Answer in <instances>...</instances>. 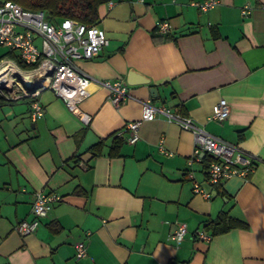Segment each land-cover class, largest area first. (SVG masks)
I'll list each match as a JSON object with an SVG mask.
<instances>
[{
	"label": "crops",
	"instance_id": "obj_1",
	"mask_svg": "<svg viewBox=\"0 0 264 264\" xmlns=\"http://www.w3.org/2000/svg\"><path fill=\"white\" fill-rule=\"evenodd\" d=\"M108 1L96 22L108 45L76 60L91 77L80 103L92 115L88 125L51 89L40 92L43 115L35 119L29 97L0 94V264H264V0H219L208 11L191 4L200 0ZM162 20L168 38L155 40ZM132 70L148 82L126 84L130 97L113 105L98 81L125 82ZM220 98L228 116L212 119ZM144 99L237 144L253 170L208 185L207 153L189 163L193 133L164 116L140 121L137 140L113 149L116 131L140 119ZM100 140V154L92 155L88 148ZM189 172L209 198L193 191ZM38 190L61 199L20 235L16 224L33 217ZM221 211L247 225L198 238L195 231ZM178 222L187 231L176 243L170 234ZM78 241L86 245L80 258Z\"/></svg>",
	"mask_w": 264,
	"mask_h": 264
},
{
	"label": "built area",
	"instance_id": "obj_2",
	"mask_svg": "<svg viewBox=\"0 0 264 264\" xmlns=\"http://www.w3.org/2000/svg\"><path fill=\"white\" fill-rule=\"evenodd\" d=\"M143 1V0H137ZM219 0L193 1L191 4L200 11H208ZM108 6L113 2L108 1ZM248 13L247 8L242 9ZM157 33L164 35L170 31L167 20L156 24ZM109 40L103 28L97 23L84 24L72 18L52 19L46 11L29 10L12 0L0 3V44L6 46L13 55L0 59V94L6 99L30 98V116L32 119L43 115V105L39 94L44 89H51L66 104L67 108L83 123L88 125L92 115L80 108V103L90 95V76L76 64L78 59H89L99 54ZM26 77V78H25ZM108 90V99L118 105L130 97L126 83L122 79H103L98 81ZM142 113L140 119L128 121L117 134L129 133L126 140L134 143L138 138V126L142 120H153L164 116L180 127L190 130L194 135L193 154L188 159L201 160L199 152L213 157L205 166V179L208 185H214L233 175L246 177L254 168L253 158L237 144L225 141L198 126L192 118L182 115L173 106L154 103L150 99L140 101ZM229 107L224 98L213 106L210 117L222 120L228 116ZM192 189L195 193L209 198L210 191L193 178ZM61 196L56 192L35 191L31 197L30 220L21 219L16 224L20 235L36 229L39 218L46 216L52 205ZM187 231L186 223L178 222L170 238L179 243ZM195 235L209 240L211 234L204 228L195 231ZM75 257L86 254L84 241L75 245Z\"/></svg>",
	"mask_w": 264,
	"mask_h": 264
},
{
	"label": "trees",
	"instance_id": "obj_3",
	"mask_svg": "<svg viewBox=\"0 0 264 264\" xmlns=\"http://www.w3.org/2000/svg\"><path fill=\"white\" fill-rule=\"evenodd\" d=\"M25 9L29 10H43L47 14L56 20H61L63 18H72L84 24H95L98 20V6L107 0H12ZM169 33V32H168ZM168 33L161 35L156 33L154 29L152 31V36L155 40H162L163 38H168ZM7 54L13 55L12 52L7 50ZM6 99L5 97H2ZM9 100V99H7ZM119 131V130H118ZM114 135L113 149H117L124 138L125 134ZM103 145V140L98 141L94 145L88 148V151L92 155L100 154ZM208 156V157H207ZM209 154L203 156V160H211ZM208 162V161H207ZM246 222L242 219H238L228 215L225 211L219 212V214L213 220L208 221L204 224L203 228L209 232L211 235H216L228 231L233 227H244Z\"/></svg>",
	"mask_w": 264,
	"mask_h": 264
},
{
	"label": "water",
	"instance_id": "obj_4",
	"mask_svg": "<svg viewBox=\"0 0 264 264\" xmlns=\"http://www.w3.org/2000/svg\"><path fill=\"white\" fill-rule=\"evenodd\" d=\"M1 2H3V0H0V3ZM143 82H148V79H146L140 73H137L133 70L128 72V75H127L126 80H125L126 84H136V83H143ZM150 93L152 94V96L155 97L157 95L156 88L151 87Z\"/></svg>",
	"mask_w": 264,
	"mask_h": 264
},
{
	"label": "rangeland",
	"instance_id": "obj_5",
	"mask_svg": "<svg viewBox=\"0 0 264 264\" xmlns=\"http://www.w3.org/2000/svg\"><path fill=\"white\" fill-rule=\"evenodd\" d=\"M7 50H8V48L6 46L0 44V53H3L5 51H7ZM5 56H10V55L9 54H6Z\"/></svg>",
	"mask_w": 264,
	"mask_h": 264
},
{
	"label": "bare ground",
	"instance_id": "obj_6",
	"mask_svg": "<svg viewBox=\"0 0 264 264\" xmlns=\"http://www.w3.org/2000/svg\"><path fill=\"white\" fill-rule=\"evenodd\" d=\"M26 78V77H25Z\"/></svg>",
	"mask_w": 264,
	"mask_h": 264
}]
</instances>
